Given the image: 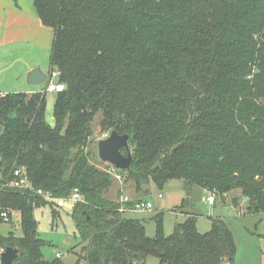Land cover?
<instances>
[{
    "label": "trees",
    "instance_id": "16d2710c",
    "mask_svg": "<svg viewBox=\"0 0 264 264\" xmlns=\"http://www.w3.org/2000/svg\"><path fill=\"white\" fill-rule=\"evenodd\" d=\"M34 7L54 31L50 59L64 87L55 127L46 122V92L0 99L3 175L21 168L53 200L80 194L70 215L87 264L148 257L235 264L237 245L224 221L202 235L191 214L167 237L160 213L150 237L144 221L120 212V194L107 195L115 168L145 195L152 183L162 190L173 180L184 182L188 197L194 187L222 197L240 190L248 213L264 217V0H35ZM99 112L102 130L129 135L126 171L88 161ZM1 201L22 216L23 236L0 235V249L18 250L11 264H63L43 259L33 216L52 203L20 190H5Z\"/></svg>",
    "mask_w": 264,
    "mask_h": 264
},
{
    "label": "rangeland",
    "instance_id": "374dc122",
    "mask_svg": "<svg viewBox=\"0 0 264 264\" xmlns=\"http://www.w3.org/2000/svg\"><path fill=\"white\" fill-rule=\"evenodd\" d=\"M59 78L55 81L58 84H60ZM18 79V77H14V79L0 77V84L5 82L4 89L12 90L17 86L15 84L19 81ZM62 86L64 87V84ZM46 88L41 89L48 94ZM52 94L56 96L55 93ZM0 99H6L5 95L0 94ZM100 117L99 112L94 118L93 137L88 141L85 152L91 165L109 170L112 165L102 162L98 152V143L108 138L110 134V132L100 128ZM46 122L55 127L53 110L51 113L46 111ZM114 183L115 185L107 195L108 198L118 200L121 196L120 200H122L124 196H128L135 200H147L153 205V210L150 212L129 213L132 218L145 222L148 236L154 237L156 235L155 218L160 213L163 214V228L167 237L174 234L177 226L185 224L191 214L196 217L195 227L202 235L213 228L214 221L222 220L230 227L237 245L235 264H264V217L251 216L248 213V201L241 195L240 190L229 193L224 197L214 195L216 201L211 204L207 201V198L212 196L213 192L194 187L188 197L183 181L173 180L162 190L152 183L149 186L150 192L147 195L137 193L134 185L125 182V180L121 182L114 180ZM70 198L64 201L48 200L52 203L50 206L34 210L33 216L38 222L40 238L45 242L42 249L43 259L47 262L57 261L58 259L63 264H87L85 261V246L80 242L70 215L74 205ZM184 200L188 201L185 206H182ZM51 207L60 215L56 219L52 215ZM21 217L20 212L16 211L13 223L0 224V235L5 238L23 236ZM57 254H60L61 257L57 258ZM146 260L145 264H159V260L154 257H148Z\"/></svg>",
    "mask_w": 264,
    "mask_h": 264
},
{
    "label": "crops",
    "instance_id": "0c3cea01",
    "mask_svg": "<svg viewBox=\"0 0 264 264\" xmlns=\"http://www.w3.org/2000/svg\"><path fill=\"white\" fill-rule=\"evenodd\" d=\"M34 1L0 0V77L19 78L12 90L4 89L5 82L1 83V95L25 93L30 96L43 92L41 88L45 89L52 80L54 69L50 56L54 31L42 23ZM34 69H41L48 75L44 85L27 83L29 73ZM55 101L56 96L48 93L47 112L53 110L54 114Z\"/></svg>",
    "mask_w": 264,
    "mask_h": 264
},
{
    "label": "built area",
    "instance_id": "2783aa9c",
    "mask_svg": "<svg viewBox=\"0 0 264 264\" xmlns=\"http://www.w3.org/2000/svg\"><path fill=\"white\" fill-rule=\"evenodd\" d=\"M60 75L58 72L52 73V80L49 81L46 91L49 93H59L62 91L63 86L62 84H58L56 81L57 78H59ZM110 172L113 174L115 179L119 182L123 180L122 176L115 170V168H112ZM5 190H13V191H27V192H36L38 195L44 197L45 200H53L52 196L50 194H45L42 190H35L34 186L31 185V182L26 175L25 171L23 169H17L16 172L8 177H5L3 173L0 171V224L2 223H13L15 218V210L12 208L6 207L3 205L1 201L2 193ZM215 193L213 192L212 196L207 198V201L211 204H214L216 201ZM160 198H162L161 195H159ZM73 202H79L81 200L80 194L76 191L70 198ZM126 202H131V205L129 207H125ZM122 205H124L120 212L123 214L127 213H142V212H150L153 210V205L147 201H135L132 198H129L128 196H124L121 200ZM5 251V249L0 250V256ZM61 255L57 254V258H60Z\"/></svg>",
    "mask_w": 264,
    "mask_h": 264
},
{
    "label": "water",
    "instance_id": "95a60500",
    "mask_svg": "<svg viewBox=\"0 0 264 264\" xmlns=\"http://www.w3.org/2000/svg\"><path fill=\"white\" fill-rule=\"evenodd\" d=\"M48 75L44 74L41 69H34L27 78V83L31 85H44L47 82ZM126 154H123V151ZM99 157L102 162L111 164L119 170L126 171L130 168L133 160L132 151L129 146V135H119L112 131L109 137L98 143ZM1 166V163H0ZM18 259V250L7 248L0 256V264H11Z\"/></svg>",
    "mask_w": 264,
    "mask_h": 264
}]
</instances>
